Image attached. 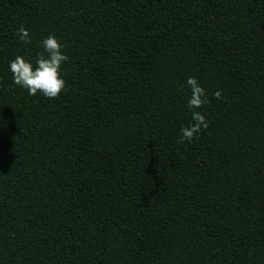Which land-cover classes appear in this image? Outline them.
I'll return each instance as SVG.
<instances>
[{
	"label": "trees",
	"instance_id": "1",
	"mask_svg": "<svg viewBox=\"0 0 264 264\" xmlns=\"http://www.w3.org/2000/svg\"><path fill=\"white\" fill-rule=\"evenodd\" d=\"M49 33L66 90L28 96ZM0 264H264V0H0Z\"/></svg>",
	"mask_w": 264,
	"mask_h": 264
},
{
	"label": "clouds",
	"instance_id": "2",
	"mask_svg": "<svg viewBox=\"0 0 264 264\" xmlns=\"http://www.w3.org/2000/svg\"><path fill=\"white\" fill-rule=\"evenodd\" d=\"M18 38L28 43L30 35L28 30L21 25L15 30ZM42 51L35 54V59H26L22 55H16L8 61V71L11 73L12 83L26 90L28 96L37 93L48 99L58 97L66 90V81L63 78L62 64L68 61V56L62 51L63 45L58 38L49 33L40 42ZM185 84L189 89L185 107L189 113V123L179 129L181 142L191 143L194 136H198L202 128H207L208 123L202 106L209 101L205 89L193 76H188ZM216 99L221 96L220 91L213 93Z\"/></svg>",
	"mask_w": 264,
	"mask_h": 264
}]
</instances>
